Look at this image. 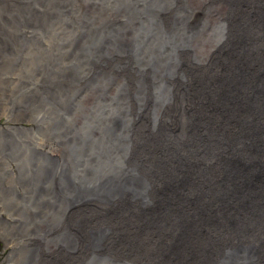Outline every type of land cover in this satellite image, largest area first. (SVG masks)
Instances as JSON below:
<instances>
[{"label": "water", "instance_id": "obj_1", "mask_svg": "<svg viewBox=\"0 0 264 264\" xmlns=\"http://www.w3.org/2000/svg\"><path fill=\"white\" fill-rule=\"evenodd\" d=\"M44 1L46 0L25 2L24 16L21 13L23 18L26 16L25 18L28 19L27 21L24 18L25 25H30V20H32L34 8L32 4L35 2L45 4ZM188 1L190 3V0ZM200 1L203 2V0ZM106 2L107 0L84 1L85 4L94 6V8L96 5L106 6L105 11L108 15L106 22L98 25L94 20L96 17L93 18L86 11L81 14V19L75 26L78 27L77 33L74 36V41L71 42V51L76 50V52L72 53L70 62L56 66V71L52 70L53 68L51 70L47 68V73L42 75L44 79L50 81L47 86L53 92L51 96L47 94L44 97L45 100H42L44 103L41 105L44 107L42 114L36 117L32 113L24 112V117L17 123L19 128L13 130L19 131L20 138L27 136L28 130L35 128L40 131V134L45 133L47 137L43 140L42 148L37 151L27 142L23 143L18 136L10 135L9 131V133H4L5 137L0 140V156L6 159L9 157L13 167L17 169V175H21L22 179H27L24 182L25 188L32 191L33 198L36 199L35 201L32 198L25 199L29 202L27 207L31 209L28 210L32 211L33 217L36 215L38 217L31 218V223L33 220L35 221L34 223L38 226L37 230H41L39 228H42V224L48 226L52 219L59 226V229L53 230V233L48 229L47 232L41 230L42 233H39L29 223L30 229L33 226L29 233H35L32 235L31 244H25L24 249L27 250L29 247L30 252L26 254L27 257L23 264H135L136 259L137 261L144 259L141 249L147 247L150 241L154 242L152 238L164 244L167 238L172 235V229L163 234L160 228L161 223L145 222V219L138 222V217L136 218L129 212L125 213L123 206L116 203H104L105 197L99 194L103 179H106L109 185L106 187L107 192L113 191L114 186L117 185L120 191H126L134 197L140 196L138 188H144L147 182L135 180L137 188L132 183L134 181L130 180L128 176H124L120 182L116 180L124 159L126 164L130 163L134 169L139 162L137 157L129 154L133 146L146 148L150 152L147 158L152 156L153 164L160 162L161 165L166 166L174 159V161L178 160L179 163H182L188 158L201 161L200 153L196 148L180 152V149L173 146L175 138H178L182 146L189 145L188 140L185 141L182 135H178L185 129L187 130V117L186 114H183L182 117V109L179 111L174 109L172 118L169 117V113H166L168 117H163V110L160 111L153 104L150 106V110H146L145 106L141 109L136 107V111L131 109V106L125 102L134 100L135 103L142 101L151 103L153 97L151 94L139 93L138 87L135 88V91L130 92L129 88L133 86L126 85L125 81L127 80L122 76L121 70L126 68V63L131 62L132 66H135L137 62H143L149 68L153 66L154 72L165 73L172 78L176 60L174 59L175 62L172 60L175 57L172 51H165V39L178 38V41L173 42L175 46H171L172 42L169 44L173 49L181 44L186 47V42L192 45L195 39L206 44L207 35L204 34L200 38V31L197 30L191 31V37L184 35L182 30L177 28L176 22L172 21L168 28L163 27L161 19H158L161 14L158 11L163 10L161 7L174 4L177 2L176 0H112V3L107 5ZM67 3L69 0H52V5L55 4L56 7L54 6L51 13L48 14L58 18L66 16L70 21L69 24L74 27V21L77 20L76 14L66 13L63 5ZM216 3L218 2L214 4ZM183 5L185 6L186 3L184 2ZM7 6L10 8L11 4ZM35 9L37 10V8ZM206 12L208 14L205 15L210 18H217L213 24L216 29L212 27L209 30V34H212L211 44L218 37H223L226 30L218 20L222 9L218 12L211 8ZM181 13H183L182 10L176 12L175 17L180 16ZM8 14L9 16L7 15L6 18L10 21L11 13ZM0 17L4 19L2 14ZM238 18L239 15L233 17L235 22L232 24V29L235 28ZM1 22L3 21L0 19ZM203 23L201 21L200 27L204 26ZM193 29L195 28L193 27ZM214 30L219 31L217 36H215ZM1 33L3 35L1 36L2 41L0 40L1 48L11 50L9 42L6 41L9 36L4 31H0ZM160 50L164 55L170 57L164 59ZM197 56L198 53L193 51L191 59H194V64L198 66L194 68L193 72L199 76L201 75L200 71L208 63L197 60ZM168 62L171 65L170 68H167ZM142 69L145 68L140 65L138 71L140 72ZM88 91L96 94L94 96L96 102L90 103L86 107L89 111L86 114L82 111L81 101L77 100V97L80 93ZM154 100L153 102L156 104L158 100L155 98ZM51 109L55 110L53 113H56L57 116L50 115L49 110ZM114 119L122 126L121 129L114 128L112 124ZM48 123L55 129L50 128L47 131ZM161 126L172 133L176 129V132L173 136H167L157 142L155 136L159 131L158 127ZM49 147L61 148L65 156L56 158L57 155L50 153ZM167 147H171L172 150L166 152ZM167 155L168 158H166ZM34 162L37 163L34 164ZM0 173L5 174V171L2 170ZM219 178L221 181H225L220 175ZM32 201L35 204L34 209H32ZM157 202L156 211L167 205L165 202ZM25 206L26 204L23 205V208ZM43 207L47 210L42 211ZM73 207L78 209L74 217L69 215V211ZM46 212L48 215H45ZM123 219L128 224H125ZM229 220L230 225L237 222L233 215H229ZM69 222H72L73 228ZM18 224L15 225L16 228H18ZM139 225L140 229L144 228L145 231L150 226L151 229L146 232H150L152 236L149 235V238L146 233H140ZM256 229L262 230L260 227ZM125 236H129V238L126 240ZM216 236L215 233H210L211 238L215 239ZM178 244L180 245V241ZM243 244L241 246L238 244L231 251L228 250L229 254L214 263L239 264L238 261L245 254ZM258 245H264L263 238ZM138 246L141 248L139 251H137ZM175 247L176 244L170 243L166 248L167 254H174L176 257L182 256L184 260L197 255L196 249L192 245L186 246V252L190 255L187 259L183 254H178L177 247ZM214 252L218 256V250H214ZM246 256L248 257V255ZM10 257L8 256V261ZM247 257L245 261H249ZM162 260V257L157 258L153 264H172L170 261L164 262L163 260L162 262Z\"/></svg>", "mask_w": 264, "mask_h": 264}, {"label": "bare ground", "instance_id": "obj_2", "mask_svg": "<svg viewBox=\"0 0 264 264\" xmlns=\"http://www.w3.org/2000/svg\"><path fill=\"white\" fill-rule=\"evenodd\" d=\"M69 1V4L63 5L67 14H71L76 8L74 1V4ZM111 1L107 0L106 4H110ZM176 1L167 8H161L170 10L183 3ZM216 1L214 0L212 4ZM44 2L45 4L35 3L40 8L43 6L46 8V11L42 8L45 14L51 13L55 4L52 5V0ZM181 7H178L179 11ZM163 10L158 11L161 13L158 19H161L164 28H168L171 21L176 22L177 28L190 37L191 31L201 29L200 26H194L193 22L190 24L188 11L187 14L181 13L180 16L175 17L173 12L164 13ZM238 15L236 26L232 29V24L235 22L233 17ZM220 20L226 30L223 37L214 40L206 55L201 51H195L198 53L197 60L208 63L200 71L201 75L196 76L193 72L198 66L194 64L195 60L191 59L193 53L188 52L191 48H195L194 41L197 39L192 45L186 42V47L181 44L172 49L171 46H175L173 42L178 41V38L170 37L165 39V51L170 50L175 55L172 60H176L173 69L176 75L173 73L170 78L168 74L167 76L165 73L164 75L154 72L153 67L151 70L144 66L145 69L136 73L135 82H128L129 80L124 78L127 80L125 81L127 86H133L128 87L130 92L138 87L139 93L151 94L152 100L154 98L158 100L156 104L153 102V105L160 111L163 110V117H168L166 113H169V117L172 118L174 109L177 111L182 109V116L186 114L188 119L187 130L178 135H182L185 141L188 140L189 145L182 146L178 138L174 137L173 146L180 149V152L196 148L201 160L188 158L187 161L179 163L174 159L170 163L168 161L169 166L161 165L160 162L153 164L152 156L147 158L150 152L146 148L133 146L129 154L137 157L139 162L134 169L130 163L126 164L124 159L116 180L120 182L124 176H128L134 181L132 183L135 186V180L147 182L144 188L136 186L141 193L140 196L134 197L126 191H120L117 185L114 186L113 191L107 192L106 187L109 185L106 179H103L99 194L105 197L104 203L123 206L125 213L129 212L138 217V222L145 219V222L161 223L163 234L169 229L173 231L164 243L166 246L154 238H152L154 242L150 241L147 247H143L144 249L138 246L137 251L141 249L144 259L139 261L136 259L135 264H153L154 260L160 257L164 262L170 261L172 264H215L214 261L223 259L230 253L228 250L231 251L242 243L245 254L238 261L239 264H264V245H258L261 238L264 239V0L228 1V4L222 8ZM214 28L216 29L215 26ZM201 36L200 33V38ZM160 54L164 59L170 57L164 55L161 50ZM170 66L169 63L167 68ZM133 102L134 100H131L125 104L130 105L132 109L136 107ZM149 102L137 103V107L141 108ZM150 106L151 104H148V110ZM41 112L37 110V113H40L37 116L41 115ZM112 124L117 130L122 127L115 119ZM12 128L16 130L19 125ZM158 129L155 136L157 142H160L159 139L173 136L176 132V129L172 133L162 126ZM13 130L7 133L20 138L19 131ZM171 150V147H167L165 151ZM63 156L65 155L60 152L56 158ZM219 175L225 179L224 182L220 180ZM157 201L165 202L167 205L156 211ZM72 209L71 216L74 217L78 209L76 207ZM45 215L48 213L46 212ZM229 215H233L237 220L234 225H230ZM123 222L128 224L125 219ZM58 227L56 221L52 219L46 229L52 232L58 230ZM259 227L261 231L256 229ZM140 228L139 225L140 233L152 236L150 232H146L151 229L150 226L146 231ZM211 232L217 235L215 239L210 237ZM125 238L127 240L129 236ZM28 239L30 240L31 237ZM20 242L22 239L18 240V243ZM170 243L176 244V252L186 256V259L190 256L186 252L188 245L196 249L197 255L187 259L190 262L184 260L182 256L168 255L166 248ZM214 250H218V256ZM15 251L18 250L14 248L12 255ZM246 257L249 261H245Z\"/></svg>", "mask_w": 264, "mask_h": 264}, {"label": "rangeland", "instance_id": "obj_3", "mask_svg": "<svg viewBox=\"0 0 264 264\" xmlns=\"http://www.w3.org/2000/svg\"><path fill=\"white\" fill-rule=\"evenodd\" d=\"M26 1L29 0H1L0 3V14H2L4 17V19L0 17L1 21H3L0 23V31H4V33H7L5 34L9 37L6 41H8V45L11 46V50H4L0 46V140H3V138L5 137L3 136L4 133L13 130L12 127L17 125L21 118L24 117V112H27L29 114L32 113L34 114V116H37L38 114H40L37 113V110H39L40 112L44 110V107H41L43 103L42 100H45L44 97L47 94L51 96L53 92L49 88V86H47L50 81L46 80V78L44 79V76L42 75L45 72L47 73V68L50 70L53 68L52 70L56 71V66H60V64L66 63L68 61L70 62L72 58V53L76 52V50L71 51V42L74 41V36L77 33L78 27L75 26L77 25V22L81 19V14L86 11L93 18L96 17L94 20H96L98 25H101L102 23L104 24L107 19L106 17L108 16L106 15L107 12L105 11L106 6L99 7V5H96L94 8V6H88L87 4H85V0H71V4L75 3L76 6L75 10L71 11V14H76L77 19L74 21V28L69 24L70 21H68V17H52L51 14H45L44 9L46 11V8L44 6H41L42 8H44L42 9L36 3H33V21L30 20V25H25L24 22L26 20L28 21V19L25 18L26 16L24 17L26 20L23 18V12L26 11ZM179 1H183V3L185 2L186 5L184 6L183 3H181L182 5L179 4V6L173 9H166L163 11L164 13L171 11L173 12L174 16L176 15V12L179 11L178 7L182 6L180 10L182 9L183 13L185 14H187L188 11V16L190 14V17L188 18L190 20V24L191 22H193V24L195 23L194 26H200L199 24H201V21L204 22V26L201 27L199 31L202 34L201 38L204 34L205 36L207 35L205 39L206 44L204 42L201 43L197 39L196 41H194L195 48H191L190 50H188V52L193 53L192 50H194L196 52L201 51L203 53L204 51V55H206V51L211 49L212 44H210L212 34H209V30L212 27L214 28L215 25L213 26V24L215 23L214 21L217 19H214L213 17L210 18L209 16L205 15L208 14V12L206 11L212 8L219 12L224 6L228 4V1L231 0H217L216 2L218 3L216 4H212L214 0H203V2L200 0H190V3L188 0ZM110 3H112V1ZM10 4L11 7L9 8L7 5ZM35 8H37V10ZM165 8H167V6H165ZM8 13H11L12 17L10 21L6 18L7 15L9 16ZM21 13L23 16L21 15ZM36 14L39 16H37ZM43 20H45V22ZM218 20L219 23H221L223 19L220 20L219 18ZM215 33V36H217L219 31H215ZM1 36H3L2 33L0 34V40L2 41ZM123 60L125 61L126 59L124 58ZM131 64V62L128 64L126 63V68H123L124 70H121V74L122 76L124 74L123 77H126V79L129 80L128 82H135L137 79L136 76L138 74L139 64L145 63L137 62L135 66H132ZM127 66L129 68H127ZM144 66H147V68H149L147 64L143 65V67ZM152 67L150 66L149 69L152 70ZM130 68H132L133 71ZM94 96H96L95 93L88 91L80 93L77 97V100L81 101L80 106L81 109H83L82 111H84L86 114L89 112L86 107L89 106L90 103L96 102ZM148 104L152 105L153 100L151 101V103L149 102ZM148 104L144 105L147 110ZM135 105L136 107L138 106L137 103H135ZM136 107L134 106L132 109L136 111L137 108H140ZM33 108L35 110H32ZM54 111V109L49 110L50 115L53 117L57 116L56 113H53ZM187 123L188 119L186 121V124ZM22 124L27 125L25 123ZM49 124L50 123H48L46 127L47 131L50 130V128L55 129L53 125ZM46 137L47 135L45 133H43L42 135L40 134V131H37L35 128L28 130L27 136L21 137L20 140L23 143L27 142L28 145L36 148V150L39 151L42 148V144L44 142L43 140ZM57 148L59 147H54L52 149L50 148V150L53 151L51 153L53 155H57L55 157H58V154L62 152L61 148ZM2 170L5 171V174L0 173L2 174V177H0V264H23V261L26 260V254L29 251V247L27 248V251L24 249L25 244H31L33 238L32 234L35 233L29 232L33 229V226L35 230H37L36 227L38 228V226L34 223V220L31 223V218H38L37 215L33 217L34 215L32 211H29L31 209L27 207L29 203L27 200L31 198L33 200V193L32 191H28L25 188V183L23 182H25L27 179H22L20 177L21 175H17V169L16 167H13V164L12 162H10L9 157H7L6 159L3 156H0V171L2 172ZM35 200L36 199H34V201ZM24 204H26V209L23 208ZM32 206V209H34V202ZM44 209L45 208L43 207L42 211H44ZM72 210L73 209L69 211L70 214H72ZM10 211L11 213H9ZM29 223L33 225L31 229H29ZM69 223L71 228H73L72 222ZM16 224H18V228L15 227ZM42 226H44V224H42ZM46 227L47 226H44L39 229H41L43 232H47L48 230L46 229ZM41 230L37 231L39 233H42ZM16 235L17 237H21L17 238L15 237ZM27 237H31V239L29 240ZM20 239H22V242L18 243V240ZM14 248L18 251H15L16 253L14 252V256L12 255V257L11 250L14 251ZM8 256H11L9 261Z\"/></svg>", "mask_w": 264, "mask_h": 264}]
</instances>
